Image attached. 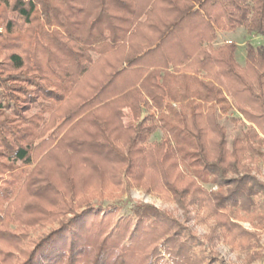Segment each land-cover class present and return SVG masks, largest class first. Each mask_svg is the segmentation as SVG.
<instances>
[{"label":"trees","instance_id":"1","mask_svg":"<svg viewBox=\"0 0 264 264\" xmlns=\"http://www.w3.org/2000/svg\"><path fill=\"white\" fill-rule=\"evenodd\" d=\"M238 27L264 34V0H0V264H212L170 211L102 204L131 187L255 247L264 45L239 63Z\"/></svg>","mask_w":264,"mask_h":264},{"label":"rangeland","instance_id":"2","mask_svg":"<svg viewBox=\"0 0 264 264\" xmlns=\"http://www.w3.org/2000/svg\"><path fill=\"white\" fill-rule=\"evenodd\" d=\"M227 41H233L237 44L236 59L239 63H244L245 60V46L246 42H250L252 45H264V34H248L245 28L238 27L232 31H219L217 33L216 45L222 44ZM130 115L127 112L124 117V121L128 123ZM222 122L225 124L230 138L234 134L238 133L243 126L236 124L229 119L222 118ZM161 133L156 132L151 136V139H160ZM264 171V168L262 172ZM263 178L262 175L259 176ZM208 188L211 185H207ZM136 203H149L154 206L170 211L184 226L188 229V233L196 237L195 245L200 242L203 243V248L209 255L213 256L212 264H264V227L254 229L250 223H242L244 227L249 230H255L258 237V242L255 247L247 251H241L231 248L225 240L223 234L217 230L211 233L213 226L212 219L204 213L203 210L198 209L195 206L189 208L187 212H184L177 203L161 198L157 194L145 192L138 187H131L122 196L114 199H105L102 204L114 206L120 216L131 214V208ZM48 228V227H47ZM46 228V229H47ZM37 232H33L36 234ZM213 234L212 240H209V236ZM163 260L167 261L168 257L164 254Z\"/></svg>","mask_w":264,"mask_h":264}]
</instances>
